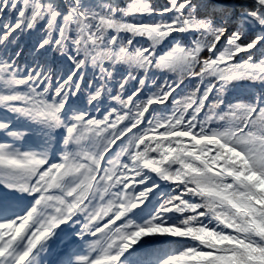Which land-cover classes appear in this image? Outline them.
Wrapping results in <instances>:
<instances>
[{
  "label": "snow or ice",
  "instance_id": "snow-or-ice-1",
  "mask_svg": "<svg viewBox=\"0 0 264 264\" xmlns=\"http://www.w3.org/2000/svg\"><path fill=\"white\" fill-rule=\"evenodd\" d=\"M0 137V264H264V0H0Z\"/></svg>",
  "mask_w": 264,
  "mask_h": 264
},
{
  "label": "trees",
  "instance_id": "trees-1",
  "mask_svg": "<svg viewBox=\"0 0 264 264\" xmlns=\"http://www.w3.org/2000/svg\"><path fill=\"white\" fill-rule=\"evenodd\" d=\"M157 2L162 3L163 0H157ZM30 42H31V40H30V38H28V37H25V38L22 40V43H24L25 45L30 44ZM0 138H2V137H0Z\"/></svg>",
  "mask_w": 264,
  "mask_h": 264
},
{
  "label": "bare ground",
  "instance_id": "bare-ground-1",
  "mask_svg": "<svg viewBox=\"0 0 264 264\" xmlns=\"http://www.w3.org/2000/svg\"><path fill=\"white\" fill-rule=\"evenodd\" d=\"M50 259H55V257L53 256V257H50Z\"/></svg>",
  "mask_w": 264,
  "mask_h": 264
}]
</instances>
